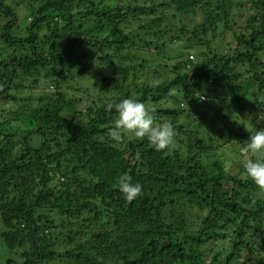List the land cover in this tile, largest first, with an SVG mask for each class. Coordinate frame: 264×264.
<instances>
[{"label":"trees","instance_id":"1","mask_svg":"<svg viewBox=\"0 0 264 264\" xmlns=\"http://www.w3.org/2000/svg\"><path fill=\"white\" fill-rule=\"evenodd\" d=\"M29 1V17L21 23L10 0H0V98L20 103L0 121L1 238L7 248L26 251L19 264L57 258L68 264H264V190L246 176L243 162L237 174L224 164V145L234 140L242 148L254 131L244 124L232 129L221 110L210 122L203 116L221 89L242 110L250 97L264 109V0H149L152 5L145 6L131 0ZM236 8L250 12L247 26L234 32L233 48L217 51L221 48L213 47V40L233 31ZM183 14L194 23L184 22ZM131 19L139 24L126 31L123 25ZM176 41H184L180 50L196 51L201 62L188 56L178 65L183 74L138 83L146 69L144 59L137 63L140 54L154 48L165 58ZM156 56L149 54L153 61ZM95 61L110 72H95ZM91 72L100 77L95 87L107 100L87 108V121L81 123L84 113L60 90L61 83ZM42 78L55 81L59 90L28 97L14 93L21 83L34 86ZM130 79L138 83L135 89L125 87ZM175 89L181 90L187 110L159 107ZM117 90L120 96H108ZM125 98L145 103L155 120L171 121L175 140L188 150L163 156L139 138L130 141L128 154L118 144L133 135L122 132L119 141L113 139L109 132L117 114L105 110L106 103ZM16 119L21 124L6 130ZM222 122L228 141L217 145L212 127ZM192 152L199 153L185 157ZM123 176L143 186L131 202L117 187ZM54 212L63 222L64 216L75 221L57 231ZM212 252L211 258L203 257Z\"/></svg>","mask_w":264,"mask_h":264},{"label":"rangeland","instance_id":"2","mask_svg":"<svg viewBox=\"0 0 264 264\" xmlns=\"http://www.w3.org/2000/svg\"><path fill=\"white\" fill-rule=\"evenodd\" d=\"M115 1V0H114ZM143 1V0H142ZM237 1H246V0H237ZM29 0H10V3L15 6L16 11L21 15V23H24V17H29V11H30V4H29ZM109 2V1H107ZM131 3L135 6H145V5H152L149 4L151 3L149 0L147 1H143V2H136L135 0H131ZM174 8V6H173ZM173 8L169 9L170 11L173 10ZM250 12L248 11V9L246 8H236V19H232V23H233V31H224L223 33H219L216 37L215 40H213V47L216 46H220V50L217 51H226V47L228 48H233L236 44V40L234 37V32L238 31V33H240L241 31L244 30V26H247V18L249 17ZM148 17H143L142 20L143 22H146L148 20H150L151 18H153L155 15L151 14V15H147ZM239 16V17H238ZM182 19L184 20V22H186L188 25L190 23H194V20L192 17H188L186 14H183ZM32 20V18H29L28 21L30 22ZM178 20V19H177ZM176 20V21H177ZM173 21L172 23L176 22ZM20 23V21H19ZM18 23V24H19ZM178 23V21L176 22ZM139 22H135L132 19L128 22L125 23L123 26L124 29L126 31H130L131 29H136L138 26ZM184 41H176V42H172L170 43V53L168 56H166L165 58H161V57H157L154 53H155V49L152 48L150 50V52H147V54H140V60L137 61V63H142V60L144 59L145 62L144 66L146 67L145 71L143 72V77L139 78L137 80L138 83H143V82H147L149 83H154V82H162L165 79L168 78H173L176 75H180L183 74L184 69H182V67L178 66L180 63H182V61H185L186 58L188 56H190V58H192L193 56V60L195 61V63H200L201 62V57H198L197 52L196 51H192L187 52L185 50H180L179 47L182 48V46H184ZM232 46V47H231ZM225 47V48H223ZM183 49V48H182ZM219 49V48H218ZM180 50V52H179ZM175 52V53H174ZM153 54L154 56L157 57V59L155 61L151 60L149 58V54ZM183 55V56H181ZM90 62V60L88 61ZM134 64V63H133ZM94 71L98 72V71H102L104 74H108L110 72V68L108 66H106V64H102L101 61L96 62L95 61V65H94ZM195 69V68H194ZM95 72H91L90 74H84L76 79L75 82H73V79H69L67 78L64 82L62 81L61 85H63V87L60 89L63 93H66L76 104V106L78 107L77 109L79 111H82L84 113L83 116L80 117V121L81 123H84L85 121H87V115H88V109L93 108L95 109L96 106L98 105H102L103 103H105V101L107 100V94L101 92L100 90L96 89L95 87V83L97 81L100 80V77L98 75H93ZM74 76V75H73ZM55 78V77H54ZM17 83H21L20 79L16 80ZM133 84L132 80L130 79L127 84H126V88L128 87V90H132L135 89L136 85L138 83ZM27 86V87H25ZM77 86V87H76ZM25 87V89L23 88ZM76 87V88H75ZM59 89H57V85L55 83V81H52L49 78H42L41 81L37 84H35L34 86L30 85V82H25V83H21V87L18 89H15L14 93L20 92L19 97L21 96H25L28 97L30 95H33L35 93H55L57 92ZM181 91V90H180ZM180 91H177L176 89L173 91L172 93V97L171 99H169L166 102H162L161 105H159V107L161 108H172V109H178V110H182V109H188V103L185 102L183 100V96L182 93ZM120 93H122L121 90H117L116 92H111L108 96L112 95V98H116L117 96H120ZM18 94V93H17ZM205 93H203L204 95ZM203 99H206L208 101V97L206 98L205 96L202 97ZM251 98V97H250ZM248 100V105L246 110H242L241 105H237L234 106V104H232L230 98H229V92L228 90H220L219 95L217 97L216 100H211V102L209 101L208 103H211L212 105L208 104V109L209 111H207V115L206 119L208 120V122L212 121L214 119V112H216V110H221V112H225L227 113L226 116L224 113H221L222 115H224V122L227 125H230L232 127V129H238L240 126H243L244 124V128L246 131H255L257 128H262L264 129V120H261V125L259 126H254V124L259 120L258 116L261 113L262 115H264V109L259 107L258 104H256L255 102V98H251ZM260 100L264 102V95L260 97ZM21 102V100L19 101ZM36 104V103H35ZM20 106V103L17 102H13L12 100L8 99V98H0V121L7 119V117L9 115H11L15 110H17ZM214 107L213 109L211 107ZM205 107V105H204ZM229 107L230 108H235L234 113L231 112H226L225 110ZM88 108V109H87ZM204 111V110H202ZM187 112L185 114L182 115L181 120L185 121L187 120ZM75 115L72 114V112L69 114V117H74ZM191 118H194L193 116ZM165 119H161L160 121H156V123H160L161 121H164ZM257 120V121H256ZM21 119H16L13 120L9 125L6 126V130H9L10 126L13 125H20ZM256 121V122H255ZM254 123V124H253ZM208 124V123H206ZM25 130V129H23ZM212 132L213 135L216 139V144L217 145H221V144H225L226 141H228V133L227 131L224 130V123H220L219 125H214L212 127ZM132 136V135H131ZM135 139H139L136 138L134 135L132 138H128V141H124L121 140L119 142L118 145L122 146L123 148H126L125 150H127V153L130 154V141L131 140H135ZM234 140L233 141H229V143H226L224 145V150L226 152V158H225V168L226 170L232 172V174H237L240 171V166H241V162L243 161V158L241 155H239L240 151V147L236 145V143L234 144ZM36 146H38L36 144ZM179 151L182 153H185V151L188 150L187 147L183 148V146H181L176 140L174 141V143L166 150L160 151V153L163 156H172V158L175 155V151ZM189 153V152H188ZM187 153V154H188ZM199 152H192L190 153L188 156L186 154V158H191V157H195L196 154ZM140 162V161H139ZM197 161L196 159L192 160L191 164H196ZM141 166V163H140ZM54 215V222L55 224V228L57 231H63L66 229V225H71L72 221L74 222L75 218L73 220H70V217L68 216H64L65 221L63 222L61 219V216H59V214H55V212L52 214V216ZM52 218V219H53ZM194 219V218H193ZM192 221L194 222V219ZM89 221H83L82 225L87 226V224H89ZM194 223H197V221H195ZM77 227V226H75ZM78 228V227H77ZM2 229L3 226L0 223V262L1 263H6L8 261H11L12 264H19L21 262H23L26 258L23 257V253H26V251L23 248L17 247V249H13L12 248H7L2 237ZM51 229H48L47 233H50ZM78 230V229H77ZM86 232V230H85ZM85 232H83L82 234H80V236L82 237L83 241H86V239H88V237H86ZM210 246V245H209ZM209 248V247H208ZM64 249V248H62ZM30 250V249H28ZM206 255V256H205ZM214 255V252L212 253H206L204 254V258L205 259H209ZM48 264H68V260L64 259V258H57L56 260H53L52 262L48 263ZM179 264H185L180 262Z\"/></svg>","mask_w":264,"mask_h":264},{"label":"clouds","instance_id":"3","mask_svg":"<svg viewBox=\"0 0 264 264\" xmlns=\"http://www.w3.org/2000/svg\"><path fill=\"white\" fill-rule=\"evenodd\" d=\"M113 109L117 115L109 135L116 141L121 139L122 132H127L136 138L147 139L158 152L168 149L174 143L176 138L174 124L168 120L156 123L153 111L142 101L136 98H125L115 104L106 103V111L111 112ZM258 119L264 120V115L260 113ZM240 154L246 176L259 189L264 190V129L257 128L251 132L250 138L240 149ZM117 187L129 202L138 198L143 191V186L133 183L128 176L121 177Z\"/></svg>","mask_w":264,"mask_h":264}]
</instances>
